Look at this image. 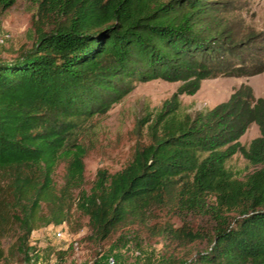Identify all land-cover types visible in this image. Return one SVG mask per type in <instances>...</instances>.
<instances>
[{"label":"trees","instance_id":"obj_1","mask_svg":"<svg viewBox=\"0 0 264 264\" xmlns=\"http://www.w3.org/2000/svg\"><path fill=\"white\" fill-rule=\"evenodd\" d=\"M16 1L0 0V12ZM26 1L35 39L0 58V264H35L32 233L73 207L97 242L137 225L185 245L206 234L152 223L159 212L205 217L201 264H264V96L241 83L211 107L178 111L179 95L205 78L262 71L264 27L238 35L212 0ZM154 78L180 83L148 123L149 143L84 189L78 129ZM251 123L259 134L245 145ZM236 153L258 167L235 176L226 164Z\"/></svg>","mask_w":264,"mask_h":264},{"label":"rangeland","instance_id":"obj_2","mask_svg":"<svg viewBox=\"0 0 264 264\" xmlns=\"http://www.w3.org/2000/svg\"><path fill=\"white\" fill-rule=\"evenodd\" d=\"M212 1L223 8V16L238 35L246 30L257 32L264 27V0ZM34 10L33 4L17 0L0 12V58L13 57L31 45L36 36L31 18ZM179 83L163 78L134 81L126 95L106 112L90 117L78 129L79 139L87 150L83 158L84 189L89 190L99 168L113 173L124 167L137 149L149 143L148 123ZM241 83L250 84L256 96H264V69L247 76L205 78L195 93L179 95L178 111L180 114H193L211 107L227 99ZM258 134L257 124L251 123L239 140L247 145ZM226 167L235 176L243 178L258 166L236 153L227 161ZM63 174L64 163H60L54 174L58 186L63 181ZM165 221L173 227L185 224L192 231L205 233L206 238L179 245L142 227L130 225L97 242L89 237L88 217L73 207L64 222L62 237L55 236L51 225L32 233L30 243L36 249L35 264L46 260L54 264H96L108 255L115 257L116 264H201L197 252L207 249L211 237L208 218L177 216L161 211L152 223L162 225Z\"/></svg>","mask_w":264,"mask_h":264},{"label":"built area","instance_id":"obj_3","mask_svg":"<svg viewBox=\"0 0 264 264\" xmlns=\"http://www.w3.org/2000/svg\"><path fill=\"white\" fill-rule=\"evenodd\" d=\"M52 227L54 228L55 236H57V237L63 236L64 231H65V223H63L57 227H54V226H52ZM38 264H54V263L46 260V261H43V262L38 263ZM96 264H116V259L114 256L108 255V256H105L104 258L99 259Z\"/></svg>","mask_w":264,"mask_h":264}]
</instances>
